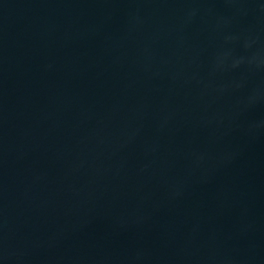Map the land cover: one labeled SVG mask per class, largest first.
<instances>
[{
    "label": "water",
    "instance_id": "water-1",
    "mask_svg": "<svg viewBox=\"0 0 264 264\" xmlns=\"http://www.w3.org/2000/svg\"><path fill=\"white\" fill-rule=\"evenodd\" d=\"M0 264H264V0H0Z\"/></svg>",
    "mask_w": 264,
    "mask_h": 264
}]
</instances>
